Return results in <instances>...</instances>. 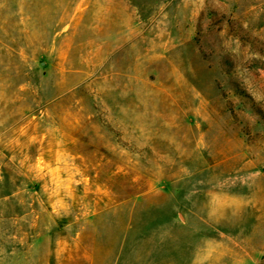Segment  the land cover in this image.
Segmentation results:
<instances>
[{"label":"rangeland","instance_id":"obj_1","mask_svg":"<svg viewBox=\"0 0 264 264\" xmlns=\"http://www.w3.org/2000/svg\"><path fill=\"white\" fill-rule=\"evenodd\" d=\"M0 264H264V0H0Z\"/></svg>","mask_w":264,"mask_h":264}]
</instances>
